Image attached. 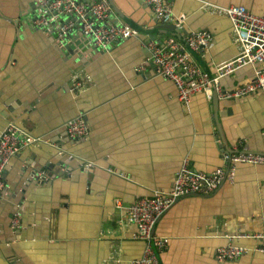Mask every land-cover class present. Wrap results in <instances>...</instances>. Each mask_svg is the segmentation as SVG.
<instances>
[{
    "label": "crops",
    "instance_id": "obj_1",
    "mask_svg": "<svg viewBox=\"0 0 264 264\" xmlns=\"http://www.w3.org/2000/svg\"><path fill=\"white\" fill-rule=\"evenodd\" d=\"M204 1L264 16V0ZM110 2L108 23H125L139 36L109 44L108 53L81 66L58 43L63 18L36 27L34 19L42 11L33 0H0V133L13 123L48 141L21 151L4 169L0 264H129L145 246L132 239L134 227L124 222V208L132 201L167 192L183 162L209 173L223 166L222 153L235 147L264 154V92L238 100L198 93L184 107L175 86L156 75L144 48L147 40L174 37L175 31L163 26L177 31L180 19L181 33L212 35L211 48L191 56L202 72L213 75L217 64L240 50L224 15L194 0H170L173 19L163 23L145 0ZM145 62V70L136 71ZM252 72L243 67L224 77L221 86L235 89ZM75 78L83 80L78 88ZM79 114L89 135L71 142L63 137V125ZM49 141L65 146L62 159L69 161L65 175H58L56 167L45 170L54 176L41 184L44 169L37 181L30 173L46 162L56 166L60 156ZM15 214L18 226L12 228ZM263 216L264 166L238 164L233 184L224 183L209 197L181 198L156 222L153 235L168 239L158 261L264 264V255L251 251L258 244L252 238L231 241L245 254L215 260L216 249L226 247L230 235L260 232Z\"/></svg>",
    "mask_w": 264,
    "mask_h": 264
},
{
    "label": "built area",
    "instance_id": "obj_2",
    "mask_svg": "<svg viewBox=\"0 0 264 264\" xmlns=\"http://www.w3.org/2000/svg\"><path fill=\"white\" fill-rule=\"evenodd\" d=\"M204 9L224 15L231 27L232 36L239 44V53L214 67L213 75L202 72L193 64L190 52H207L212 46V35L205 30H189L180 33L182 42L175 37H167L163 42L147 40L150 65L158 76L169 80L177 90V100L184 107L188 106L194 95L204 94L207 98L213 95L220 100H238L245 96L264 92V16L249 12L242 6H219L204 0H194ZM34 5L42 11L35 26L42 27L47 20L63 21L57 26L63 34L81 32L92 46L103 54L109 52V44L119 43L130 38H137L139 32L125 23H108L112 8L107 0H33ZM152 14L160 22L168 23L173 19L170 0H145ZM176 26L180 28L181 20ZM147 62L137 67L142 72ZM243 67H252V77L235 89L226 91L221 80ZM76 88L83 83L82 79H73ZM70 139H86L89 127L82 114L68 120L63 125ZM37 144H48L44 137H33L13 123L7 124L0 133V197L5 188L4 169L7 163L21 151ZM50 144V143H49ZM53 147L55 145L50 144ZM223 166L212 172H196L189 163L183 162L176 173L171 188L167 192L155 193L148 197H138L124 208L125 225L133 226V240L142 241L145 246L141 255L129 264H160L157 253L168 245V239L152 235L156 222L181 198L209 197L224 184H233L235 166L238 164L264 166V154L252 153L243 147H235L231 153H222ZM87 167H92L90 164ZM43 174V173H42ZM120 206L119 201L116 202ZM18 214L12 219V228L18 226ZM254 239L258 242L252 252L264 255V216L262 230L258 233L238 232L228 237L226 247L217 248L215 260L219 263L234 260L245 254L244 247L237 246L234 239Z\"/></svg>",
    "mask_w": 264,
    "mask_h": 264
},
{
    "label": "water",
    "instance_id": "obj_3",
    "mask_svg": "<svg viewBox=\"0 0 264 264\" xmlns=\"http://www.w3.org/2000/svg\"><path fill=\"white\" fill-rule=\"evenodd\" d=\"M107 2L112 8L110 0H107ZM112 10H113V8H112ZM163 29H165L166 31H170V32L175 31L173 36L176 37L177 39H179L182 42V39L180 37H178L179 34L181 33L180 30L177 29V31H176L175 27L173 29V27H170V26H163ZM59 33H60L61 37L60 36L57 37V40H58L59 45L63 48V51H65L64 52L65 56L67 58H70V59L79 60L81 66L87 65L89 63V61L92 60L93 56L95 58L96 57L95 55L103 54L98 48L93 47L92 43L89 42L88 40H86L81 32H78V33L72 32L71 34H63L61 32H59ZM190 54H192L193 57H196L195 52L191 51ZM71 57H73V58H71ZM215 97L216 96L214 95L213 96L214 100H215ZM62 134H63V137H66L71 142H77L79 140H83V139H76V140L75 139H70L67 136L66 132H65V134L62 132ZM54 142L57 144L58 141H54ZM49 143L53 144L50 141H49ZM55 143H54V145H55ZM54 148L57 149L58 154L60 155L58 157L59 161L56 163V166L51 164V163H47V162L41 164V167L39 169H33V171L30 173V175H29L30 177L29 178L31 180L37 181L38 178L40 177L37 172H40V170L44 169L45 173H43L41 178L39 179L40 183L42 184L43 182L46 181L45 180L46 176L50 177V178H53V176H54V175L53 176L49 175L48 171H45V170L53 169L55 167L57 169V174L58 175H65L64 169L66 168V163H68V161H69V159H67L66 161H64L62 159V156H67L66 153H65V150H66L65 146L61 145V147L59 148V147H57L55 145ZM152 235H153V231H152Z\"/></svg>",
    "mask_w": 264,
    "mask_h": 264
}]
</instances>
